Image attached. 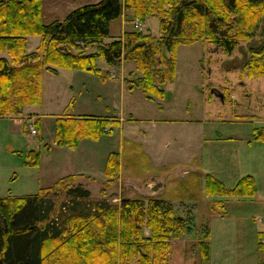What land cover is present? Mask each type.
<instances>
[{"label": "rangeland", "instance_id": "obj_1", "mask_svg": "<svg viewBox=\"0 0 264 264\" xmlns=\"http://www.w3.org/2000/svg\"><path fill=\"white\" fill-rule=\"evenodd\" d=\"M98 1L64 0L58 11H52V1L44 0V21L62 19L72 9ZM159 22L152 16L141 26L159 36ZM133 27L132 12L126 10L111 22L107 42ZM262 40L264 34L259 33L252 42L241 41L231 54L209 41L180 45L176 77L163 86V97L149 98L141 87L129 88V81L142 75L134 61L110 66L99 57L101 76L44 69L41 103L25 107L20 115L0 117V196L34 194L65 175L84 171L91 177L84 174L81 181L88 183L94 197L119 203L123 197H147L151 181L161 198L174 200L176 213L193 215L190 231L172 239L169 264H264L259 248L264 231V143L253 138L254 128L264 126V76L249 77L244 70L249 47ZM39 41L29 37L30 52ZM94 51L95 46L86 49ZM67 113L118 116L122 124L97 139L84 138L73 149L54 139L55 119ZM29 149L41 152L38 166L24 164L22 154ZM111 152L120 153L121 170L114 184L104 186ZM207 174L227 187L252 175L258 192L252 198H225L226 210L220 214L212 204L224 198L206 193ZM146 232L150 234L149 229ZM204 238L210 240L208 261L201 259L197 246Z\"/></svg>", "mask_w": 264, "mask_h": 264}, {"label": "trees", "instance_id": "obj_2", "mask_svg": "<svg viewBox=\"0 0 264 264\" xmlns=\"http://www.w3.org/2000/svg\"><path fill=\"white\" fill-rule=\"evenodd\" d=\"M126 10L133 22L158 17L160 35L134 26L107 42L111 22ZM259 33L264 34V0H100L49 23L44 21V0H0V117L20 115L25 107L41 103L44 69L101 76L99 57L110 66L134 61L142 75L130 80L129 88L139 86L149 98L163 97V86L176 77L180 45L209 41L231 54L241 41L252 42ZM31 36L40 41L30 52ZM91 46L96 51L87 53ZM244 70L249 77L264 76V40L249 47ZM114 125L119 120L112 117L67 113L56 117L54 139L75 149L84 138L112 133ZM253 138L264 141V126L254 128ZM22 156L26 166L40 164L37 149ZM120 170L121 155L111 152L104 186L114 184ZM83 176L65 175L34 194L0 196V264H169L172 239L190 231L193 215L176 213L175 203L160 196L123 197L119 203L94 197ZM205 190L224 198L212 204L224 214L225 198H252L258 186L252 175L227 187L207 174ZM197 246L201 259L208 261V238L199 239Z\"/></svg>", "mask_w": 264, "mask_h": 264}, {"label": "crops", "instance_id": "obj_3", "mask_svg": "<svg viewBox=\"0 0 264 264\" xmlns=\"http://www.w3.org/2000/svg\"><path fill=\"white\" fill-rule=\"evenodd\" d=\"M52 1V5H50V7H51V10L52 11H58L59 9H60V5L59 4H64L65 2H64V0H51ZM125 13V12H124ZM55 14V13H54ZM124 15V14H123ZM122 15V16H123ZM58 19V18H57ZM55 20V19H54ZM106 41H107V39H106ZM111 41V40H110ZM109 42V41H108ZM39 44V43H38ZM28 51H29V49H28ZM124 64H125V62H123L122 63V67H124ZM62 69H58V72L57 73H55V74H58L60 71H61ZM50 72V71H49ZM131 73V72H130ZM52 74H54V73H52ZM112 75H114V74H111V77H112ZM75 114V113H74ZM76 116H80L81 114H75ZM33 116H36V117H38L37 115H33ZM116 116V115H115ZM36 117H35V119H36ZM40 117H38V119H39ZM37 119V120H38ZM115 119H118L119 120V124L121 125L122 124V119H120L118 116H116V118ZM166 120H168V119H163L162 121H166ZM83 141V139L80 141V142H82ZM254 142H259V143H264V141H254ZM80 144V143H79ZM145 151V150H144ZM75 173H83V174H85L86 176H89V177H91V174H89V173H85L84 171H76ZM157 178H159L160 179V177H159V175H157L156 173L154 174ZM153 175V176H154ZM254 177V176H253ZM161 180V179H160ZM87 182H89V181H87ZM153 182V181H152ZM85 183V185L87 186V184L88 183H86V182H84ZM157 183H160V182H157ZM148 187H146V189L147 190H151V192H150V194L149 193H147L148 195L147 196H160L161 195V192L159 193L158 191H155L154 190V188L153 187H151V184H153V183H151V181H149L148 182ZM158 186V185H157ZM158 188H162L161 186H159ZM92 192V191H91ZM257 194V193H256ZM92 196H94L93 194H92ZM145 196V195H144ZM104 196H101V197H98V198H103ZM106 197V196H105ZM169 200H172V199H169ZM174 201V200H173ZM211 230V229H210ZM261 232V231H260ZM264 232V231H263ZM147 233V232H146ZM211 235H212V232H210V238H211ZM209 242H210V240H209ZM262 242H264V235H263V238H262ZM211 247V246H210Z\"/></svg>", "mask_w": 264, "mask_h": 264}, {"label": "built area", "instance_id": "obj_4", "mask_svg": "<svg viewBox=\"0 0 264 264\" xmlns=\"http://www.w3.org/2000/svg\"><path fill=\"white\" fill-rule=\"evenodd\" d=\"M141 22L139 21V20H136L135 22H134V26L136 27V28H142V26H141ZM32 127H31V132L33 133V134H35L36 132H37V130H36V128L35 127H33V125H31Z\"/></svg>", "mask_w": 264, "mask_h": 264}]
</instances>
